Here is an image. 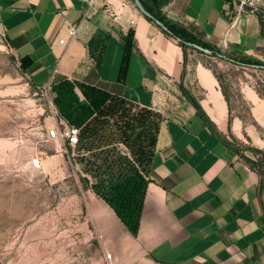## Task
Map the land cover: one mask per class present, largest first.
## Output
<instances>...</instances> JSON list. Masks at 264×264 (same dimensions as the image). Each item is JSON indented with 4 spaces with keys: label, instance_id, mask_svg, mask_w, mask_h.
Masks as SVG:
<instances>
[{
    "label": "crops",
    "instance_id": "crops-1",
    "mask_svg": "<svg viewBox=\"0 0 264 264\" xmlns=\"http://www.w3.org/2000/svg\"><path fill=\"white\" fill-rule=\"evenodd\" d=\"M89 1L0 0V39L36 88L67 80L160 117L137 233L92 190L97 230L119 235L143 264H264V177L246 161L264 151V94L221 78L227 101L199 58L206 54L188 50L185 64L179 42L134 1ZM160 1L171 22L222 53L264 64V19L254 10L231 0Z\"/></svg>",
    "mask_w": 264,
    "mask_h": 264
},
{
    "label": "rangeland",
    "instance_id": "rangeland-1",
    "mask_svg": "<svg viewBox=\"0 0 264 264\" xmlns=\"http://www.w3.org/2000/svg\"><path fill=\"white\" fill-rule=\"evenodd\" d=\"M231 1L264 19V0ZM5 44L0 39V264H143L118 245L119 235L97 230L92 154L79 157L47 138L66 121L56 91L34 87ZM199 58L228 83L243 78L264 94V71ZM115 146V156L132 161L126 144Z\"/></svg>",
    "mask_w": 264,
    "mask_h": 264
},
{
    "label": "trees",
    "instance_id": "trees-1",
    "mask_svg": "<svg viewBox=\"0 0 264 264\" xmlns=\"http://www.w3.org/2000/svg\"><path fill=\"white\" fill-rule=\"evenodd\" d=\"M139 2L147 12L163 24L165 29L159 27L163 33L182 40L179 45L184 52L185 64L187 51L195 50L185 43H192L210 50L213 57L223 55V58H218L237 65H264L250 58H235L222 53L187 29L171 22L161 11L163 3L160 0H139ZM147 20L154 23L148 18ZM261 25L264 27L262 19ZM218 79L222 85L221 78ZM75 86H78L84 96V102H81L75 94ZM222 88L228 101L229 97L224 85ZM54 90L57 95L54 102L64 118L70 124L81 128L75 152L79 154L91 150L97 152L94 155L95 161L91 163L96 180L91 185V189L114 210L117 217L135 235L143 204L146 184L144 175L153 154L160 117L147 109L138 108L92 87L74 84L67 80L60 81ZM118 143L127 145L133 156L132 161L126 157L115 156V145ZM65 147L72 151V147L66 143ZM253 152L258 155L257 159L246 158V161L264 177V151L253 150Z\"/></svg>",
    "mask_w": 264,
    "mask_h": 264
},
{
    "label": "built area",
    "instance_id": "built-area-1",
    "mask_svg": "<svg viewBox=\"0 0 264 264\" xmlns=\"http://www.w3.org/2000/svg\"><path fill=\"white\" fill-rule=\"evenodd\" d=\"M92 3L93 0H90L89 4ZM69 34L71 37H74L76 35V29H71ZM46 136L49 140L56 142L63 141V143H66L70 147L74 148L78 144L79 129L73 126L63 125L61 129H49L46 133ZM107 257L110 259L111 255H107Z\"/></svg>",
    "mask_w": 264,
    "mask_h": 264
},
{
    "label": "water",
    "instance_id": "water-1",
    "mask_svg": "<svg viewBox=\"0 0 264 264\" xmlns=\"http://www.w3.org/2000/svg\"><path fill=\"white\" fill-rule=\"evenodd\" d=\"M132 1H134V3H135V5H136V7L138 8V10L146 17V18H148V19H150L151 21H153L158 27H161L162 29H165V27L163 26V24L159 21V20H157V19H155L149 12H147L144 8H143V6L141 5V3L139 2V0H132ZM176 41L177 42H179V43H182V40L181 39H179V38H177L176 39ZM185 45H187V46H189V47H191V48H193V49H195V50H197V51H199V52H201V53H203V54H206V55H208V56H211L212 55V52L210 51V50H208V49H205V48H202L201 46H198V45H196V44H192V43H185ZM218 57H224L223 55H218ZM253 67H255V68H260V69H264V66H260V65H252Z\"/></svg>",
    "mask_w": 264,
    "mask_h": 264
}]
</instances>
